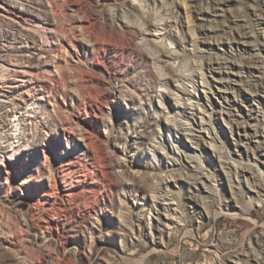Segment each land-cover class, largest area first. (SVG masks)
Instances as JSON below:
<instances>
[{
	"label": "rangeland",
	"instance_id": "rangeland-1",
	"mask_svg": "<svg viewBox=\"0 0 264 264\" xmlns=\"http://www.w3.org/2000/svg\"><path fill=\"white\" fill-rule=\"evenodd\" d=\"M249 81L264 0H0V264H264Z\"/></svg>",
	"mask_w": 264,
	"mask_h": 264
},
{
	"label": "bare ground",
	"instance_id": "bare-ground-1",
	"mask_svg": "<svg viewBox=\"0 0 264 264\" xmlns=\"http://www.w3.org/2000/svg\"><path fill=\"white\" fill-rule=\"evenodd\" d=\"M263 11V10H262ZM204 12H208V10H204ZM167 33V32H166ZM166 33H163V34H166ZM163 36H165V35H163ZM245 36H248V33H241V37H245ZM169 37V36H168ZM166 37H163V39H165ZM162 39V38H161ZM167 39H169V38H167ZM171 44H173V43H171ZM171 46V45H170ZM215 65H217L218 66V70H217V68H215L214 67V65H212V64H210V68H209V70H210V72L211 73H213V72H216V71H222V70H224V68H229L230 67V65H229V63H217L216 62V64ZM257 69L258 68H260V67H258V66H255ZM221 69V70H220ZM219 73H221L222 74V72H219ZM225 72H223V74H224ZM249 86H251V87H253L254 88V92H253V95H254V97H258V95L260 94V92L261 91H264V81L263 82H261V83H258V84H256L255 82L253 83L252 81H249ZM206 87H208V86H206ZM211 91H212V88H209ZM177 90H179V92H182V93H184L186 96H188L189 97V99H182V98H180V103H179V105L177 106L178 107V109H179V112L180 113H183V112H185L187 115H188V113H187V110L188 109H191L192 107V104L191 103H189V101H191V100H194V99H196V96L194 95V94H192L190 91H188V90H186V89H177ZM210 91V92H211ZM206 97H207V101L210 103V104H212V102H211V100H210V98H208V96L206 95ZM200 101H198V103H199ZM212 113H214V109H212V112L209 114V120H212L213 118H212ZM225 113V112H224ZM169 114V113H168ZM194 115H192V116H190V115H188V117H193ZM172 121V120H171ZM178 120H175L174 121V124H172L173 126H174V129L175 130H177V131H180V130H178L177 128H180L181 130H183V126L185 125V124H183L182 122H177ZM178 123H181V124H179L178 125ZM171 125V124H170ZM243 126L242 125H240V124H237V129L240 131V129L242 128ZM244 128V127H243ZM65 136V138H66V134L64 135ZM192 136H193V139H195L196 137H194L195 135H193L192 134ZM82 138H83V140H84V144H85V147H86V152H87V154L89 155L88 157L90 158V159H93L94 158V155L92 154V147H91V144H90V138H89V136L88 135H86V134H83L82 135ZM196 145H198V147H200L201 149H203L204 148V146H202V142H201V144H200V142L198 143V142H194ZM190 148V147H189ZM193 149H195V150H198V148H195V147H193ZM94 150V149H93ZM196 152V151H195ZM79 162V161H78ZM71 164H67V166H66V168L64 169V171H63V177H64V183H66V185L67 186H69L68 187V189L67 190H65V191H63V193L61 194V196H62V199H64V201L66 200V201H68L69 203L70 202H72V201H79V199H80V197H81V193H79V192H77V191H75L74 190V188H73V186H72V184H73V181H75V178L77 179V182H83V180L81 179L83 176H86L87 177V175H88V171L87 172H84V170H82L83 172H84V174H82V171H80V169L78 168V167H75V168H73L72 166H70ZM231 166H233V168H235L236 169V165H232L231 164ZM80 167H81V165H80ZM91 171H93V170H91ZM244 171H248V172H250L252 175H253V172H251V170H244ZM90 172V171H89ZM263 191H264V188H263Z\"/></svg>",
	"mask_w": 264,
	"mask_h": 264
}]
</instances>
